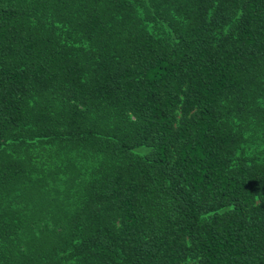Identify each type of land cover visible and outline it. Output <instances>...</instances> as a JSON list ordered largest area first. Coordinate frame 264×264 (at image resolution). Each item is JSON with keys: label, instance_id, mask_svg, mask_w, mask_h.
Returning a JSON list of instances; mask_svg holds the SVG:
<instances>
[{"label": "trees", "instance_id": "obj_1", "mask_svg": "<svg viewBox=\"0 0 264 264\" xmlns=\"http://www.w3.org/2000/svg\"><path fill=\"white\" fill-rule=\"evenodd\" d=\"M264 264V0H0V264Z\"/></svg>", "mask_w": 264, "mask_h": 264}, {"label": "rangeland", "instance_id": "obj_2", "mask_svg": "<svg viewBox=\"0 0 264 264\" xmlns=\"http://www.w3.org/2000/svg\"><path fill=\"white\" fill-rule=\"evenodd\" d=\"M182 264H193V260L188 259V260L184 261Z\"/></svg>", "mask_w": 264, "mask_h": 264}]
</instances>
